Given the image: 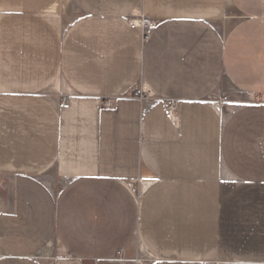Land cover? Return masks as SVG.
I'll return each mask as SVG.
<instances>
[{"label": "crops", "instance_id": "0c3cea01", "mask_svg": "<svg viewBox=\"0 0 264 264\" xmlns=\"http://www.w3.org/2000/svg\"><path fill=\"white\" fill-rule=\"evenodd\" d=\"M55 251L264 264V0H0V264Z\"/></svg>", "mask_w": 264, "mask_h": 264}, {"label": "rangeland", "instance_id": "374dc122", "mask_svg": "<svg viewBox=\"0 0 264 264\" xmlns=\"http://www.w3.org/2000/svg\"><path fill=\"white\" fill-rule=\"evenodd\" d=\"M143 91V90H141ZM144 92V91H143ZM147 94H149L148 98H151V94L149 92H144ZM221 96V95H220ZM147 99V98H146ZM59 177V172H58V163H56L55 165H53L44 175H43V179L46 183H48L49 185H56L58 186V178ZM136 192V191H135ZM137 194V192H136ZM137 197V195H136ZM141 258L138 260V262L145 264L144 263V258H146L147 256L145 254L140 253ZM58 256V253L55 251V253L53 254H45V253H41L39 255H37V257L39 258L40 261L45 262L47 264H50L54 258H56Z\"/></svg>", "mask_w": 264, "mask_h": 264}, {"label": "built area", "instance_id": "2783aa9c", "mask_svg": "<svg viewBox=\"0 0 264 264\" xmlns=\"http://www.w3.org/2000/svg\"><path fill=\"white\" fill-rule=\"evenodd\" d=\"M133 19H136V21H138L137 24H135L136 21H133ZM131 24L134 26V27H137V28H141L142 30H149L151 29L155 23L148 20V19H145V18H137V17H134L130 20ZM135 96L137 98H139L140 100L142 99H148L149 97V94L146 95V93H144L143 91H141V89L139 90H136V94ZM63 102H66L67 101V98L63 97L62 99ZM174 110V103H168V106H167V111H168V115L170 116L172 111ZM136 264H142L140 262H136Z\"/></svg>", "mask_w": 264, "mask_h": 264}, {"label": "bare ground", "instance_id": "6f19581e", "mask_svg": "<svg viewBox=\"0 0 264 264\" xmlns=\"http://www.w3.org/2000/svg\"><path fill=\"white\" fill-rule=\"evenodd\" d=\"M134 21H136V20H134ZM137 23H138V21L135 22V24H137Z\"/></svg>", "mask_w": 264, "mask_h": 264}]
</instances>
